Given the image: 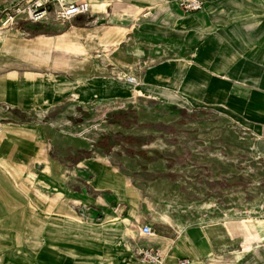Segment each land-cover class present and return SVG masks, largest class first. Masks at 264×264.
Instances as JSON below:
<instances>
[{
    "label": "crops",
    "instance_id": "1",
    "mask_svg": "<svg viewBox=\"0 0 264 264\" xmlns=\"http://www.w3.org/2000/svg\"><path fill=\"white\" fill-rule=\"evenodd\" d=\"M19 1L0 3L4 5L0 6V13ZM88 1L93 11L99 10L103 12L102 16L108 17V20L103 18L106 23L99 25L94 20L80 21L91 10L88 15L78 17L72 23L67 22L71 26L58 22L17 21L12 25L17 30L13 31L22 35L32 48L38 46L40 51L48 41L88 44L91 60L96 61V52L101 51L100 58L107 54V69L111 65L112 72H125L126 76L133 78L141 75L146 83L153 82L152 90L138 87L139 93L144 90V95L150 91L151 96L185 97L210 108L218 107L222 97L226 96L233 109H237L233 101L244 99L250 103L249 106L253 105L247 110L250 116L243 117L248 125L256 124V117L251 114L255 103L262 104L258 112L264 117L263 56L253 55L252 60L246 59L253 54V48L264 45L254 40L252 34L254 30L264 29V0H207L202 10L193 13H182L175 4L174 8L167 3L168 0ZM151 13L155 17H146ZM113 28L117 30L105 38L94 34L100 29ZM121 62L134 63V66L128 68ZM90 66L88 63V68ZM17 108L5 94L0 93V129L2 125L35 129L37 138L46 144L49 139L44 131L46 126L14 121ZM112 124L130 127L118 122ZM259 129L264 131V125ZM6 130L9 132L5 135L0 133V160L11 152L14 136L35 135L18 127ZM154 138L155 135H145L127 137L126 140L138 146V154H145V148ZM120 142L115 140L107 149L98 145L105 151L97 157L93 153L71 150L69 159L74 161L72 175L63 184L57 177L54 183L39 184V200L33 215L28 192L19 190L18 185L17 189L11 185V190H6L0 181V225L6 228L8 241L7 247L0 249V262L8 259L7 263L11 264L9 258H15V249L21 242L23 248L19 258H22V263L19 264H146L140 262L137 254V250L144 246L158 247L163 256L162 264H264V238H252L249 248L239 250V238L232 234L233 226L230 229L227 226L226 235L212 238L205 227L187 232L180 228V224L169 223L160 226L156 234L150 236L141 232L142 226L150 222H144L132 213L136 206L124 205L119 216L114 208L122 206L121 195L138 199L127 189L128 186L133 187L132 181L120 172V166L111 162L115 160L112 149ZM16 144L25 143L15 141L14 149ZM40 152L38 149L35 153ZM12 154L14 159L26 158L21 150ZM45 155L46 159H52L53 155L55 159L63 158L51 151ZM117 176L122 178L121 184L117 182ZM114 184L120 185V189ZM19 201L23 202L24 208L22 220L15 214ZM259 217L264 220V208ZM129 223L136 225V232L127 226ZM150 224L154 227L153 223ZM119 225L129 228L131 233L116 228ZM142 236L149 240L143 242ZM1 251H6V255ZM240 259H243L242 263Z\"/></svg>",
    "mask_w": 264,
    "mask_h": 264
},
{
    "label": "rangeland",
    "instance_id": "2",
    "mask_svg": "<svg viewBox=\"0 0 264 264\" xmlns=\"http://www.w3.org/2000/svg\"><path fill=\"white\" fill-rule=\"evenodd\" d=\"M14 1L18 0H0V3ZM167 3L172 7L175 4L181 10L176 0H168ZM2 4L1 7L4 6ZM102 15L103 12L92 10L80 21L94 20L100 25L106 23L103 18L108 20ZM146 17L155 16L151 13ZM71 23L66 24L71 26ZM13 29L17 30L16 27L4 29L0 23V36L14 35L20 40L18 47L29 52L31 57L20 61L0 60V69L6 67L0 71V83L18 77L20 102L16 104L19 108L14 111V121L45 125L44 131L49 139L45 144L44 140L37 138L35 129L2 125L0 133L3 135L9 132L6 128L10 127L25 129L35 135L14 136L11 152L0 160V181L6 190H11V185L17 189L18 185L19 190L28 192L31 215L37 210L39 184L54 183L55 177L63 184L72 175L74 161L69 159L71 150L93 153L97 157L105 151L98 147L100 142L110 145L115 140H121L112 149L115 160L111 162L120 166V172L132 181L133 187L128 186L127 189L138 199L121 195L119 216L124 211V205L129 204L136 206L132 213L144 222L153 223L155 230L177 223L187 232L205 227L212 238L226 235L227 226L228 229L233 226L232 234L239 238V250L249 248L252 238H264V220L259 217L264 208V131L259 129L260 125H264V117L258 112L262 108L261 103H255L251 113L256 117V124L248 125L243 117L250 116L247 110L253 105L249 106L250 103L244 99L233 101L237 108L233 109L226 96L222 97L218 107L210 108L185 97H156L151 96L150 91L144 95V90L139 93L138 87L151 89L153 82L146 83L141 73H137L140 75L138 83L128 82L129 76L125 72L114 73L111 65L107 69L109 61L101 62V51L96 52L100 62L91 60L88 62L91 66L87 68L86 59L81 57L78 62L81 67L73 68L77 55L74 57L68 50L53 48L55 41H48L41 51L37 47L32 48ZM252 34L254 40L264 43V29L254 30ZM252 51L253 54L246 59L252 60L253 55H258L264 60V45ZM121 63L128 68L134 66V63ZM6 74L10 75L5 78ZM26 76H35L34 81L25 83ZM0 93L4 92L0 90ZM121 120L129 121L130 127L112 124ZM145 135H155L154 141L145 148V154H138V146L126 138ZM15 141L25 144H16L14 149ZM38 149L40 154L35 153ZM15 150L23 151L26 158H12ZM48 151L63 158L55 159L53 155L52 159H46L45 152ZM121 181L122 178L117 176V182L121 184ZM114 186L120 189V185ZM19 190L17 193H20ZM23 209V202L19 201L15 214L20 220L24 216ZM127 226L136 232V225L129 223ZM116 228L125 233L130 230L123 225ZM5 230L0 225V249L7 247ZM141 240L145 242L149 238L142 236ZM19 244L15 249V258H9L11 264L22 263L19 257L23 247L21 242ZM1 252L4 255L7 253ZM7 261L2 260L0 264H8Z\"/></svg>",
    "mask_w": 264,
    "mask_h": 264
},
{
    "label": "built area",
    "instance_id": "3",
    "mask_svg": "<svg viewBox=\"0 0 264 264\" xmlns=\"http://www.w3.org/2000/svg\"><path fill=\"white\" fill-rule=\"evenodd\" d=\"M184 13H193L204 8L207 0H176ZM92 4L88 0H20L15 5L3 9L0 23L4 29L11 28L17 21L50 24L52 22L67 23L88 15ZM130 83H138L137 78L128 77ZM141 232L145 235L156 234L155 228L146 223ZM141 263L162 264L163 256L158 247L144 246L137 250Z\"/></svg>",
    "mask_w": 264,
    "mask_h": 264
},
{
    "label": "bare ground",
    "instance_id": "4",
    "mask_svg": "<svg viewBox=\"0 0 264 264\" xmlns=\"http://www.w3.org/2000/svg\"><path fill=\"white\" fill-rule=\"evenodd\" d=\"M115 29L116 28H113L111 30L100 29L99 32H95L94 34H96L97 36H99L101 38H105V37H107L108 34H112ZM18 41H20V40H18L16 37H14V35L12 36L10 34H2L0 36V60L5 59V61H10V60L20 61V60H26V59L31 57L29 55V52H27L26 50H22V49H20L18 47V44H19ZM25 42H27V41H25ZM87 45L88 44H84V43L83 44L82 43H76L75 41L70 43L69 41L67 42L66 40H63L62 42H59L57 44H53V48H55V49H59L60 48V49L68 50V51L72 52V54H74V57H75V55H77L78 57L73 60V64H74L73 68H74L75 66L79 65L78 62H79V59L81 57L86 59V60H91L92 56H91V54H89V50L87 49ZM64 55H66V54H64ZM24 56H25V58H23ZM60 59H62V58H60ZM55 60H57V59H55ZM101 60L104 63L108 62L109 58L107 57V54L102 55L101 56ZM79 66L81 67V65H79ZM35 76H37V75H35ZM35 76H26L27 82H25V83L28 84V83L34 81V77ZM18 83H19V79H18L17 76H14V78L9 79V80H7V81H5L3 83H0V90L4 92L3 94H5L9 98V100L11 101L12 104H17V103L20 102V100H19V91H18V88H19L18 87ZM118 211H119V209L116 208L115 212H118ZM127 233H131V231L128 230ZM211 234H212V232H211Z\"/></svg>",
    "mask_w": 264,
    "mask_h": 264
},
{
    "label": "trees",
    "instance_id": "5",
    "mask_svg": "<svg viewBox=\"0 0 264 264\" xmlns=\"http://www.w3.org/2000/svg\"><path fill=\"white\" fill-rule=\"evenodd\" d=\"M134 113V117H136L137 115H136V113L135 112H133ZM124 116H126V115H124ZM127 117V116H126ZM128 122L129 121H126V120H121V121H118V123H121L122 125H126V124H128ZM99 146H102V147H104L105 149H107V146H110V145H107L106 143H104V142H100L99 143Z\"/></svg>",
    "mask_w": 264,
    "mask_h": 264
}]
</instances>
